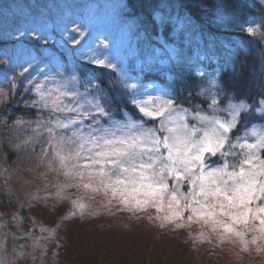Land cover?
<instances>
[{"label": "rangeland", "instance_id": "rangeland-1", "mask_svg": "<svg viewBox=\"0 0 264 264\" xmlns=\"http://www.w3.org/2000/svg\"><path fill=\"white\" fill-rule=\"evenodd\" d=\"M32 1L30 7L42 2ZM55 1L51 4L45 0L43 6L47 9H41L40 14L22 12L18 18L21 22L15 21L14 25L6 14L7 5L0 0L2 36L15 43L39 41L42 47L55 44L56 49L63 50L66 46L75 48L81 61L113 70L130 90L132 98L138 101L151 99L158 103L159 99L171 98L142 86L129 73L127 61L130 57L126 53L131 28L122 32L115 28L118 26L115 16L123 7L122 0H104L102 4L99 0H66L64 5L61 2L65 0ZM40 54L41 57L31 53L23 55L18 48L0 51V110L22 84L29 92L30 105L43 116L41 123L35 127L29 125L27 128L20 124L16 128L19 137L13 149L17 153L10 166L0 158V264H264V237L251 231L252 224L258 225V221H249L248 226L237 223L233 225V231L228 232L220 224L205 223L202 216L194 215L189 209H183L180 219H165L171 216L168 202L176 186L173 179L167 181L169 187L163 193L159 212L154 205L140 209L133 201L124 204L120 194L113 196L109 189L115 206L112 207L115 210L112 216L116 220L111 222L102 216L103 210L98 215L99 208L101 210L106 206L107 194L100 195L99 189H103L100 187L97 190L96 181L91 188L85 189L79 177L66 176L59 158L55 156L57 142L61 137L70 136L75 129L56 127L57 119L63 120L69 114L54 111L51 104L61 92H72L74 97H62L64 104L72 100L74 107L78 106V101L79 106L91 108L98 103L97 95L94 90L83 87L73 73L63 70L53 50L43 48ZM24 68H28V72H24ZM37 83L48 107H44L33 86ZM208 83L213 85L215 81L210 78ZM203 98L206 101L191 110L182 109L186 111L181 113L185 115V123L190 126L195 124L201 130L200 135L208 125L206 121L192 118L197 112L210 119L227 122L231 119L230 105L243 103L222 101L214 94ZM213 98L216 105L210 107ZM243 104L246 108L241 111L238 121L248 109V105ZM257 117L256 125L239 131H235L236 126L228 133L232 146L226 142L222 151L228 153V150L235 149L239 152L236 171L250 151L241 145L245 141L255 143L260 135H264V104H260ZM128 121L142 123L140 115L123 122ZM111 123L108 122L109 125ZM143 123L145 128H159L158 122ZM86 124L87 121L81 127ZM49 128L54 130L55 139L50 135ZM164 134L163 131L158 133L161 137ZM258 155L264 159V149ZM208 156L212 155L205 154L206 170L219 168L227 161V155L218 153L211 159L212 162L207 163ZM51 170H56L58 174L46 175ZM177 187L176 195L182 207L188 202L184 197L191 200L188 193L192 186L187 181H181ZM165 200L167 204H163ZM261 203L264 200L255 201L252 206ZM129 205L133 211L128 210ZM189 215L193 216L191 221L188 220ZM217 218L232 223L227 216ZM178 224L181 226L177 227ZM213 227L216 231L212 230ZM236 231L244 232L243 239L235 235ZM254 235L260 237L255 244L251 243ZM245 241H248L246 251Z\"/></svg>", "mask_w": 264, "mask_h": 264}, {"label": "trees", "instance_id": "trees-1", "mask_svg": "<svg viewBox=\"0 0 264 264\" xmlns=\"http://www.w3.org/2000/svg\"><path fill=\"white\" fill-rule=\"evenodd\" d=\"M44 1L30 7L32 0H4L6 14L16 25L15 21L21 22L18 18L22 12L40 14L41 9L46 10ZM122 3L123 9L115 16L118 25L115 28L119 32L131 28L126 53L130 57L128 70L142 86L171 97L179 108L186 110L211 94L222 101L243 102L248 109L235 131L258 123L257 110L264 104V0H122ZM2 29L0 22V51L18 48L20 54L41 57L43 48L53 50L63 70L73 73L86 89L94 90L98 103L112 111L115 121L139 117L131 103L130 90L113 70L81 61L78 50L68 46L61 50L55 44L42 47L39 41L9 42L2 36ZM210 78L216 85H209ZM30 101L29 92L21 84L0 110V158L7 166L14 162L17 153L13 149L19 137L16 128L20 124L35 127L42 121L43 116ZM228 153H231L227 155L228 170L232 171L237 168L239 152L230 149ZM213 158L208 156L207 163ZM51 174L58 172L46 173ZM102 189L99 193L107 194V209L99 208L97 214L103 210L102 216L113 222L116 220L112 216L113 196L110 197L109 189Z\"/></svg>", "mask_w": 264, "mask_h": 264}, {"label": "snow or ice", "instance_id": "snow-or-ice-1", "mask_svg": "<svg viewBox=\"0 0 264 264\" xmlns=\"http://www.w3.org/2000/svg\"><path fill=\"white\" fill-rule=\"evenodd\" d=\"M248 31L251 33L253 29ZM28 70L24 68L23 71ZM33 86L40 95V101L44 102V107H48L41 86L38 83ZM74 95L72 92H61L51 102L54 111L69 114L63 120L57 119L56 127L75 129L70 136L61 137L54 147L55 156L59 158L66 176L79 177L85 189L91 188L93 181H96L97 190L100 187L110 189L113 196L119 193L122 203L133 201L136 208L140 209L154 205L158 212L161 210L163 193L169 187L167 181L173 179L176 186L168 202L171 216L165 219H180L183 209H189L194 215L202 216L205 223L211 221L213 225L220 224L228 232H232L233 225L237 223L248 226L249 221H258V225L252 224L251 231L264 237V203L252 206L255 201L264 200V159L258 155L264 149V135H260L255 143L245 141L241 145L250 151L248 158L240 163L238 171H229L227 161L221 167L211 170H206L205 164V154H231L222 149L226 142L232 146L228 133L237 126L238 117L246 105H230L231 119L227 122L210 119L197 112L192 118L206 121L208 125L200 135L201 130L195 124L190 126L184 122L185 115L181 113L186 110L178 109L171 98L159 99L157 103L151 99L138 101L133 97L131 103L142 121L137 124L132 121L115 122L112 111L99 103L91 108L79 106L78 101L76 107L72 106V100L68 104L63 103L62 97ZM214 105L215 98L210 107ZM85 121L86 126L81 127ZM109 121L112 122L110 125ZM144 121L158 122L159 128H145ZM161 131L165 133L162 137L158 135ZM49 133L55 139L52 128H49ZM181 181H187L192 186L188 193L191 200L184 197L188 202L182 207L176 195ZM128 210L134 209L129 205ZM218 216H227L232 223L220 221ZM192 219L193 216L189 215L188 220ZM212 230L216 231V228ZM235 235L243 239L244 232L236 231ZM259 238L254 235L251 243L255 244ZM244 243L246 251L248 241Z\"/></svg>", "mask_w": 264, "mask_h": 264}]
</instances>
